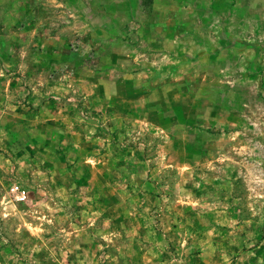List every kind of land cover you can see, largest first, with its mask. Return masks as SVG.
<instances>
[{
	"label": "rangeland",
	"instance_id": "rangeland-1",
	"mask_svg": "<svg viewBox=\"0 0 264 264\" xmlns=\"http://www.w3.org/2000/svg\"><path fill=\"white\" fill-rule=\"evenodd\" d=\"M0 264H264V0H0Z\"/></svg>",
	"mask_w": 264,
	"mask_h": 264
},
{
	"label": "built area",
	"instance_id": "built-area-1",
	"mask_svg": "<svg viewBox=\"0 0 264 264\" xmlns=\"http://www.w3.org/2000/svg\"><path fill=\"white\" fill-rule=\"evenodd\" d=\"M11 192L14 193L18 200L23 201L26 198V192L20 189L18 186L11 188Z\"/></svg>",
	"mask_w": 264,
	"mask_h": 264
}]
</instances>
